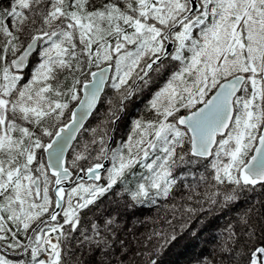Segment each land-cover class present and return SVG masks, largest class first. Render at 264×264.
Returning <instances> with one entry per match:
<instances>
[{
	"label": "snow or ice",
	"instance_id": "6c2138e0",
	"mask_svg": "<svg viewBox=\"0 0 264 264\" xmlns=\"http://www.w3.org/2000/svg\"><path fill=\"white\" fill-rule=\"evenodd\" d=\"M213 220L195 264H264V0H0V264H157Z\"/></svg>",
	"mask_w": 264,
	"mask_h": 264
},
{
	"label": "trees",
	"instance_id": "16d2710c",
	"mask_svg": "<svg viewBox=\"0 0 264 264\" xmlns=\"http://www.w3.org/2000/svg\"><path fill=\"white\" fill-rule=\"evenodd\" d=\"M143 107L142 103L138 105L135 109L138 112ZM95 119L91 117L90 120ZM123 127V125H122ZM242 203V202H241ZM156 210L149 205L143 207H137L136 209L129 210L124 217L123 223L126 228L131 229L129 233V239L135 234L139 241L144 240V235L148 234L154 227L153 221L156 219ZM177 225V232L179 233L178 222H174ZM196 221L193 220L192 224L189 225V228L195 226ZM215 220L212 221V224H206L197 231V236L193 237L190 235L189 231L185 230L182 234H178L177 239L166 244L160 254L156 257L157 264H195V261L201 257H213V244H214V229L213 225H216ZM169 231H171V226H169ZM189 236V237H188ZM182 237V238H181ZM185 237V238H184ZM187 239L186 243H183L182 246L176 247L179 241ZM161 238H153L149 242V248L153 245L158 244L162 241ZM133 245V242H132ZM136 247V243L134 245ZM170 249H173V252H170ZM213 259H215L213 257Z\"/></svg>",
	"mask_w": 264,
	"mask_h": 264
},
{
	"label": "rangeland",
	"instance_id": "374dc122",
	"mask_svg": "<svg viewBox=\"0 0 264 264\" xmlns=\"http://www.w3.org/2000/svg\"><path fill=\"white\" fill-rule=\"evenodd\" d=\"M187 232H188V231H187ZM189 236H191V235H189ZM189 236H188V237H189ZM181 238H182V237H181ZM184 238H185V237H184ZM184 238H183V239H184ZM186 241H187V239H184V240H182V241H179V242L177 243L176 247L182 246L183 243H186ZM132 242H133V245H132V246H133V248H135L134 245H135L136 242H135V241H132ZM171 251L173 252V249H172V250L170 249V252H171ZM209 260H214V259H213V257L210 256V257H209Z\"/></svg>",
	"mask_w": 264,
	"mask_h": 264
},
{
	"label": "flooded vegetation",
	"instance_id": "af4514ba",
	"mask_svg": "<svg viewBox=\"0 0 264 264\" xmlns=\"http://www.w3.org/2000/svg\"><path fill=\"white\" fill-rule=\"evenodd\" d=\"M133 111L136 112L135 109H134ZM89 121L94 123V122H95V119H93V120H89Z\"/></svg>",
	"mask_w": 264,
	"mask_h": 264
},
{
	"label": "water",
	"instance_id": "95a60500",
	"mask_svg": "<svg viewBox=\"0 0 264 264\" xmlns=\"http://www.w3.org/2000/svg\"><path fill=\"white\" fill-rule=\"evenodd\" d=\"M91 117H89V120H90ZM88 121H86V124H87Z\"/></svg>",
	"mask_w": 264,
	"mask_h": 264
}]
</instances>
